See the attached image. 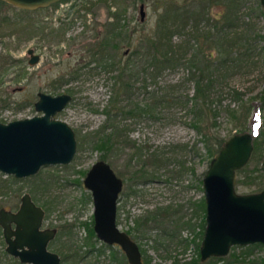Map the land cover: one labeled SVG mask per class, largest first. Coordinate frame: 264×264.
<instances>
[{
  "label": "rangeland",
  "instance_id": "374dc122",
  "mask_svg": "<svg viewBox=\"0 0 264 264\" xmlns=\"http://www.w3.org/2000/svg\"><path fill=\"white\" fill-rule=\"evenodd\" d=\"M161 2L162 0H60L46 8L27 12L11 4L4 5L0 9V96L7 99L9 105L0 106V118L11 121L40 114L34 105L39 91L52 95L67 92L72 95V99L56 117L71 125L77 143L82 136L97 130L105 119L101 110L112 94V76L115 72L104 64L100 55L94 54L95 48L103 39L104 33L110 32L114 22L119 29H123L121 37L114 39L118 47H108L104 53L110 61L126 55V39L122 36L129 31L136 41L141 31L153 29L158 13L162 10ZM141 3L145 4L143 21L140 15ZM261 8L264 9L260 0H242L238 25L228 30L231 32L229 41H221V50H227L232 43H237L233 47V55L222 63L224 65L222 72L218 73L220 76L215 88L217 93L214 97L223 109V113L217 117L218 134L223 138L236 132H244L243 129L256 135L259 127L252 123V118H258L264 127V42L258 41L256 37L257 33L264 34V11ZM221 9L222 7L211 5L205 17L218 15ZM113 12L119 16V20L111 16ZM28 23L34 24L32 30L18 28L27 26ZM204 23L208 22H202V26ZM184 38L177 34L174 42L179 43ZM189 39L188 56L197 47L194 39ZM206 45L204 43V50L208 49ZM29 48L40 55L37 64L28 63ZM220 54L221 58L226 56ZM8 56L12 62L7 61ZM139 67L138 64L133 68L132 79L135 81L128 101L130 105L143 107L155 97L156 117L138 114L127 118L120 116L117 120L129 128L127 133L132 141L143 147L141 153H150L159 147L169 150L173 145H181L185 149L178 151L174 163L158 170L156 176L137 180L135 183L126 178L137 169L136 157L130 161L131 166H127L129 157L135 150L125 147L113 157L111 166L117 176L123 179L116 219L121 230H129L137 217L156 210L179 209L176 216L183 223L190 221L194 228L183 224L170 226L172 232L170 230L164 236L161 226L150 224L144 235L133 232L131 237L137 241L139 248L147 251L152 264H171L174 261L183 264L197 256V245L202 241L200 236L205 228H202L201 223L205 215L191 203L204 199L202 179L209 165L198 132L191 126L189 110L186 105L183 106L186 94L192 96L194 93V82L188 80V69L183 64L163 69L155 83ZM19 71L25 77L17 81ZM170 94L179 95L180 102H172L171 98V102L157 103L160 96ZM28 99H31V103L26 101ZM214 102L216 103L215 100ZM194 145L198 153L194 150ZM144 147L147 148L146 151ZM261 148L262 152L258 154L252 152L253 156L251 155L247 164L246 173L256 178L264 175V169L259 170L264 165V141ZM146 156L148 155L141 158ZM99 158V151L92 150L89 146L84 149L77 147L74 159L67 165H46L39 170V176H36L37 173L25 177L29 178L25 182L14 183L11 193L4 196L7 208H18L22 194L30 192V188L34 189L37 185L34 202L43 208L45 205L50 207L44 217L43 227L59 229V225L67 224L66 230L72 234L71 247L79 250L87 235L83 222L91 223L93 220V199L90 190L83 185V177ZM178 161L184 165L183 168ZM255 168L259 171H254ZM244 173H238L235 178L245 179ZM43 181H46L47 187L41 185ZM256 182L263 185L264 178ZM256 184L249 186L240 183L236 190L240 193L259 191L260 187ZM130 185L134 192L127 195ZM51 242L52 240L49 248L60 254L63 248L61 243ZM262 246L254 250L253 256H264V244ZM5 248L0 227V264L15 263L18 259L8 253L5 255ZM239 250L237 247L236 252ZM214 263L215 261H210V264Z\"/></svg>",
  "mask_w": 264,
  "mask_h": 264
},
{
  "label": "trees",
  "instance_id": "16d2710c",
  "mask_svg": "<svg viewBox=\"0 0 264 264\" xmlns=\"http://www.w3.org/2000/svg\"><path fill=\"white\" fill-rule=\"evenodd\" d=\"M241 1L242 0H162V10L158 13L159 15L155 27L151 30L141 31L136 41H134L135 38L131 32L126 31L124 36H122L126 39H124L127 46L126 55L110 61L107 59L108 57L104 52L108 47L114 49L118 47V43L115 44L114 39H116V37H121L123 31V29H119L120 27L118 28L117 23L113 22L110 32L108 34L104 33L103 39L98 42L95 48L96 51L94 52V54L100 55V59H102L104 64L106 63L111 71L115 72L112 76V94L108 98L107 105L101 110V113L105 115L104 121L97 130L91 133L89 132L78 140L77 146L79 149H84L89 146L92 150L99 151V159H103L111 165L113 157L122 150V148H133L135 151L130 155L127 166L130 167V161L136 157L138 162L136 164L137 169L133 170L131 175L126 178L131 182L134 181V183L137 180L153 178L156 176L155 173L158 170L167 168L174 163L173 161L176 160V154L182 149L184 150L185 147L173 145L169 150L166 149V147H159L153 149L150 153H148L146 151L147 148L144 147L146 152L141 153L143 147L141 148L137 143L132 141L127 133L129 128L125 125H121L120 120L117 119L120 116L127 118L129 116H137L138 114H151V116L156 117L154 115V105L156 104L154 100L155 97H153V100L149 103L144 104L143 107L130 105L128 101L131 99L132 88L135 81L132 79L134 67L139 64L140 71L144 72V75L150 77L155 83V80L163 69L183 64L188 69V80L194 82L195 88L192 96L186 94V101L182 104L183 106L186 105L189 110L192 119L191 126L197 130L199 140L203 143L204 154H206L210 163V159L216 155L219 151L218 149L226 140V138L218 134L217 129V117L223 113V109L220 107L221 105L217 102V98L214 97L217 93L215 90L216 83L220 76L218 73L220 71L222 72V65H224L222 63L233 55V47L234 45L236 46L237 43H232L227 50H221L220 46L222 40L229 41L228 38L231 32L229 33L228 30L235 28L239 23V6ZM6 4L9 3L0 0V9ZM211 5L222 7V9L218 15L214 14L212 17L206 18L205 16L209 13L208 10ZM25 11L34 10L27 9ZM262 11H264V9H262ZM111 16L119 20V16L116 15L115 12L111 13ZM205 21L208 23H204V26H202V22ZM33 26L34 24L28 23L27 26L18 28L22 30L31 28L32 30ZM177 34L183 35L186 39L184 38L179 43H175L174 36ZM256 37L258 41L264 42V34L257 33ZM189 38H193L197 46L195 47V51L190 53V56L187 55L190 49ZM204 43L207 44V50H204ZM213 50L215 51L214 53ZM220 53L226 54V56L221 58ZM141 60H143V62ZM7 61L12 62L10 56H8ZM24 77L23 72L19 71L16 80L20 81ZM54 88L56 89V87ZM171 98L173 99L172 102H180L179 95L170 94V96H160L157 103L171 102ZM30 100L28 99L26 101L31 103ZM0 102L1 107H7L9 105L7 99L1 96ZM0 120L3 119L0 118ZM252 123L259 127L258 133L253 137V154H258L262 152L261 146L264 141V127H262L263 123L260 122L258 118H252ZM242 131L245 130L243 129ZM194 150L198 153L196 145H194ZM145 155L148 156L141 158V156ZM201 155H203V153H201ZM178 163L181 168L184 167L180 161H178ZM257 169L258 168H255L254 171L263 170L264 165L261 168L259 167V170ZM170 172L172 173V171ZM246 172L247 165L237 170L236 175L238 173H244L245 179L235 178V186H238L240 183L250 186V184H256V181L264 178L263 174L256 178ZM39 174L41 173H38L36 176H39ZM26 179L29 178H16L15 176L5 175L0 172V208H7L4 196L11 193L10 191L14 183L25 182ZM46 181H43L41 185L47 187ZM261 184V182L256 184L258 185L257 187H260L258 189L259 191L264 189V183L263 185ZM129 188L130 192L127 195L134 192L132 185H130ZM36 189L37 185L34 189L30 188V194L34 201L36 199ZM16 192L19 193V190H16ZM87 197L90 199V195ZM191 204L196 205V209L198 207V209L203 212V215H205L206 204L204 199L192 202ZM15 205L16 203L13 206ZM49 208L50 207L46 205L43 208L47 214L50 211ZM178 211L179 209L177 208L176 210L167 208L165 210L149 212L143 217L135 218L134 226L126 231L130 236L133 232H136L137 235L138 233L144 235L146 229H149L148 226L154 224L163 228V235L165 236L169 234L170 230L172 232L170 226L176 227L183 224L194 228V225L191 224L190 221L185 223L181 222L182 219L176 216ZM205 217H203L201 223L203 229L205 228ZM93 223L94 220H92L91 223H87L86 221L83 222L87 235L83 239V244H81L79 250L71 247L70 241L72 240V234L67 232V224H61L58 226L59 229L56 228L57 235L52 242H59L61 243V247H63L59 254L61 255L62 264H130L129 261H127L125 253L121 251L119 246L108 245L98 240L93 230ZM68 231L70 230L68 229ZM203 233L204 231L202 230V235L200 234L201 239L204 237ZM192 240H195V238ZM200 244L201 243L197 245V256L192 257L188 262L183 264H210V261H215L214 264H264V256H253L255 255V249L263 247L262 244L259 243L233 246L228 255L221 257L211 256L210 259L205 261H202L200 258ZM237 247L240 249L238 252H236ZM140 250L142 252L141 261H143V264H152V260H150L147 251L141 249V247ZM3 253L5 254L6 251ZM12 264L25 263H21L17 260ZM171 264L182 263L174 261Z\"/></svg>",
  "mask_w": 264,
  "mask_h": 264
},
{
  "label": "water",
  "instance_id": "95a60500",
  "mask_svg": "<svg viewBox=\"0 0 264 264\" xmlns=\"http://www.w3.org/2000/svg\"><path fill=\"white\" fill-rule=\"evenodd\" d=\"M14 7L36 10L60 0H4ZM264 7V0H260ZM145 5H140L141 21ZM29 64H37L40 55L27 50ZM35 109L40 114L8 122L0 120V172L25 178L35 175L46 165L70 163L77 152V138L66 121L56 117L72 99L67 92L52 95L37 92ZM251 131L226 137L216 155L210 159L202 179L206 204L205 229L200 244L202 261L211 256H226L233 246L264 244V189L237 192V170L249 163L253 148ZM85 189L93 199V230L99 241L117 245L130 264H143L136 240L117 223V204L123 179L110 163L94 162L83 177ZM15 210L0 208V226L5 251L25 264H61V255L49 248L57 235L55 227H43L46 212L32 200L29 192L20 198Z\"/></svg>",
  "mask_w": 264,
  "mask_h": 264
},
{
  "label": "flooded vegetation",
  "instance_id": "af4514ba",
  "mask_svg": "<svg viewBox=\"0 0 264 264\" xmlns=\"http://www.w3.org/2000/svg\"><path fill=\"white\" fill-rule=\"evenodd\" d=\"M1 121H3V122H8V121H5V120H1ZM40 170H41V168H40ZM39 172V171H38ZM37 172V173H38ZM36 173V174H37ZM5 174V173H4ZM6 175V174H5ZM13 176V175H12ZM32 176H34V175H32ZM14 177V176H13ZM27 177H29V176H27ZM17 178V177H16ZM28 192V191H27ZM30 193V192H29ZM23 195V194H22ZM31 195V194H30ZM32 197V196H31ZM21 198V197H20ZM32 200H33V198H32ZM34 201V200H33ZM19 203H21V202H19ZM20 205V204H19ZM8 209V208H7ZM12 210V209H11ZM46 215V214H45ZM1 227V226H0ZM48 227H50V226H48Z\"/></svg>",
  "mask_w": 264,
  "mask_h": 264
}]
</instances>
